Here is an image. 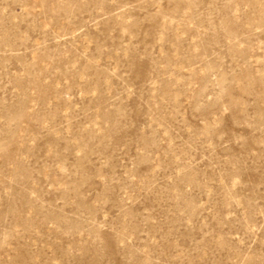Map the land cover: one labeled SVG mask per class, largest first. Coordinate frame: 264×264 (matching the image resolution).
I'll list each match as a JSON object with an SVG mask.
<instances>
[{
  "label": "rangeland",
  "instance_id": "374dc122",
  "mask_svg": "<svg viewBox=\"0 0 264 264\" xmlns=\"http://www.w3.org/2000/svg\"><path fill=\"white\" fill-rule=\"evenodd\" d=\"M0 264H264V0H0Z\"/></svg>",
  "mask_w": 264,
  "mask_h": 264
}]
</instances>
